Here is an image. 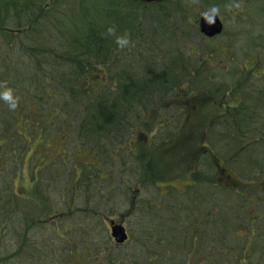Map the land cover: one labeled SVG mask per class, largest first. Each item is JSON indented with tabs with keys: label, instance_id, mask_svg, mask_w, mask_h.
<instances>
[{
	"label": "trees",
	"instance_id": "trees-1",
	"mask_svg": "<svg viewBox=\"0 0 264 264\" xmlns=\"http://www.w3.org/2000/svg\"><path fill=\"white\" fill-rule=\"evenodd\" d=\"M166 4L147 5L137 0H0V83L7 82L20 96L15 111L0 100V264H22L27 230L39 218L37 206L28 202L31 208L25 211L15 190L21 153L34 149L30 158L34 178L37 170L43 173L53 169L57 179L70 187L74 176L80 175V168L88 169L81 157L93 160V169H88L93 174L99 172L101 158V175L108 176L112 183L127 179L129 183L122 190L126 195L133 185L126 164L135 162L128 144L135 123L142 119L139 112L130 115L137 111L135 103L153 101L155 94L172 93L182 81L187 94L202 93L220 99L230 91L226 79L234 72L211 67L201 57L200 49L193 50V37L185 36L179 26L184 16L178 15L185 14V7L178 11L174 0ZM104 5L109 13L106 20ZM147 8L165 12L169 37L177 38L176 57L160 50L159 36L151 39L142 28L128 29L125 23L138 16L120 17L123 11L145 12ZM75 13L82 16L73 20L78 16ZM172 13L178 15L170 16ZM110 16L119 18L110 21ZM69 23H73V32L66 30ZM109 26H115L117 34L129 35L132 43L127 51L117 49L115 37L107 35ZM184 38L189 40L184 42ZM185 43L186 49L191 45L190 52L184 53ZM134 46L142 50L132 53ZM243 53L244 58L250 56ZM233 58L239 63L236 56ZM255 61L252 57L249 74L241 73L240 80L253 74ZM254 76L257 83H233V95L239 94L241 99L224 114L211 118L206 129L208 149L198 156L191 173L193 183L186 192L171 188L169 193L148 196L150 199L142 200L135 211L130 209L137 235L130 233L124 245L130 239L144 245V253L147 249L149 254L141 256L144 264H214L209 260L211 247L216 253L215 246L220 244L231 255L237 251V260L251 261V248H246L251 241L246 238L253 231L255 240L263 238L258 236V227L264 216V183L261 185L260 179L264 174V79L260 78L264 74ZM175 119L171 117L170 123ZM156 135V142H162L159 147L172 141V137L165 140L160 133ZM121 158L124 164L111 166L110 161L117 164ZM10 165H14L13 172ZM78 182L74 181L76 194ZM88 192L96 194L92 189ZM71 193H75L72 187ZM88 199L94 205V199ZM107 204L105 195L101 196V207ZM94 209L97 214L99 207ZM247 211L252 213L247 215ZM21 224L25 235L16 231ZM90 225L93 228L91 221ZM5 227L16 229L11 238H6ZM96 241L93 234L86 238L89 249ZM124 245L113 244L111 248L117 250ZM82 249L83 245L78 251L83 254ZM92 249L88 257L95 255ZM106 253L107 264L129 262L115 258V251ZM138 259L134 258L133 264H139ZM25 262L37 264L38 259L30 252Z\"/></svg>",
	"mask_w": 264,
	"mask_h": 264
},
{
	"label": "rangeland",
	"instance_id": "rangeland-1",
	"mask_svg": "<svg viewBox=\"0 0 264 264\" xmlns=\"http://www.w3.org/2000/svg\"><path fill=\"white\" fill-rule=\"evenodd\" d=\"M73 1L78 3L80 0ZM174 3L178 4V11L183 6L185 7L186 16L183 17L182 24H179V26L184 29L185 36L193 37L192 49H200L201 57L207 59L211 67H216L220 71L226 73L227 71L234 72L232 77L229 76L226 79L230 81V88L236 78H239L241 73H245L246 68L251 67L249 61H251L252 57L255 58L257 67L253 68V74L243 80L242 83H257L254 75L258 76L260 73L264 74V0H226L223 3L219 0H175ZM237 3L240 5L239 8L236 7ZM212 5L219 6L221 10L220 18L224 21L225 29L223 35L218 40L207 42L201 38L202 36L198 35L196 28L197 21L201 18V12ZM103 9V20H106L109 13L105 5ZM242 10H246L248 16H229L235 11L242 12ZM100 12L101 9L99 8L98 13ZM75 14H78V16H73V20L74 18H80L82 16H80V13ZM164 14L165 12L159 11L158 8H147L145 12L135 10L133 13H131V9H129L120 13V17L131 18L133 16H138L137 20L125 23L128 29L138 30L142 28L151 39L159 36L161 41L160 50L163 52H170L169 56L176 57L177 38L169 37V31L165 28ZM178 14H180V12H178ZM178 14L172 13L170 16H177ZM92 17L96 16H87V19ZM117 18H119V16H110V21L116 20ZM173 22L174 25L176 23L175 18H173ZM89 26L90 25H88V27ZM84 27L83 25V28ZM66 30L68 32H73L75 30L73 23L67 24ZM72 36L74 35L72 34ZM188 40V38H184V42ZM201 46H204L203 49H201ZM252 46L255 47L249 49ZM231 47L234 48V53ZM190 48L191 45H187L186 49L185 43V47H183V49H185L184 53L190 52ZM244 51L249 53L250 56L247 55L245 58L241 56V53ZM233 56L238 58L237 61L239 63L235 62V60V63H231L230 59L233 58ZM230 88L229 92L231 93L232 90ZM207 97L208 96H187L186 93H179L173 97L170 103L177 100H186V112L184 116H177L180 123L178 124L175 135H167V132H162L163 137L160 136L161 139L167 140L168 137L173 136L171 143L168 141L167 145L163 147H152L155 133L154 128H152V130L150 129L151 118L147 115L142 116V112H139V115H141L140 119H142L141 123L139 121L135 123L131 147H133L132 149L136 154L138 153L142 156L139 160L141 170L144 172H148L149 170H151L149 172H155V175H150L152 179L155 177V182L150 181L149 176L146 175L140 183L134 186V188L132 185L134 190L136 188L138 190L134 192L130 191L129 194L125 195L122 190L129 182L127 179L123 180L121 178V182L115 187L114 191H112L110 187L105 191V198L108 204L104 207H100V204L97 206V203H95L101 200L96 194L91 196L92 199H94L91 200V202L94 203V205H92L88 203L90 200L84 198L82 194L71 193L69 184L61 179H57L56 171L53 169L43 173L37 170V178H34V170H32L34 165L30 163L32 150L34 149H27L21 153L22 159L19 161L20 163H17L19 167L18 165L16 167L18 169L16 170L17 175L14 182L15 190L21 197L20 201H22L25 211H29L31 208H28V202H30L32 206H37V214L39 216V218L32 223V227L27 230L26 242L24 241L22 249V264H27L25 262V257L26 254L30 252L33 253L34 258L38 259L37 264H107L106 252H109V250L118 253L115 258L121 257L122 259H129L128 264H133L134 258L138 257L139 264H144L145 262L142 257L149 254H147V249L146 254L144 253L145 246L139 244V242H133L130 239V243L127 245L117 250L112 249V245L115 244V242L111 236L110 221L123 223L130 231L131 235L135 236L137 235L135 231L137 225L135 223L133 224L135 217L129 214L142 205V200L147 202V198L150 199L149 197L158 194L156 184H161V191H164V185L174 184L181 187L189 182L191 171L195 169L194 165L196 158L200 153L208 149L209 145L208 141H206V129L208 128L211 118L224 114L227 105L231 103L228 99H225L223 102H215ZM110 163L111 166L112 164L115 166L124 164L122 159H118L117 164L114 161H110ZM29 166L31 167L30 169ZM133 166L135 165L131 162L126 164V168L129 170L133 168ZM10 169L11 172H13L14 165H10ZM84 172L90 173L87 169H85ZM10 175L12 176L11 173ZM31 176L34 178H32L33 180ZM89 176L90 174L86 178L87 181L89 180ZM260 179L263 180H261L262 185V182L264 183V174ZM94 184L98 186L96 183ZM114 184L115 182L112 183V185ZM94 192H96V189ZM42 193H44L43 197ZM225 199L226 198L223 197L222 200L224 201ZM249 205L250 204L247 206ZM24 207H21V211ZM93 207H99L100 211L97 210V214L93 213L95 210ZM130 209L134 210L130 211ZM251 213L252 212L247 211V215ZM1 214L0 212V218H2ZM20 217H24V213ZM214 217L215 214L212 215V218ZM90 221L93 223V228H91ZM259 225H261V227ZM259 225L258 232L261 234H258V236L263 235V238L255 240V238H253L255 237L254 231L248 234L246 238L247 241H251L250 245L246 246L248 251L251 248L252 257L249 263L246 259L237 260V258H240L237 251L235 254L231 255L229 254L228 248L223 247L224 245L221 244L215 246V251L217 250L216 253L212 252L213 249L211 247L209 260L214 264L218 262L219 264H264V251L262 250V248L264 249V216L263 219L259 220ZM17 228L18 230L14 227H10L8 230V228L5 227L4 233L6 238L7 236L11 238L12 234H14V230L21 234L23 233L22 224ZM92 234L97 239L95 245L93 244L92 247H90V249L93 248L92 250L95 251V255L88 257L87 255L91 254V251L86 244V238L91 237ZM22 235H25V233ZM81 245L84 247L82 250H85L83 254L78 251ZM253 245H255V248ZM5 249L7 251V247H5ZM133 249L135 252H132ZM240 251L239 249L238 252ZM240 254L241 253H239V255Z\"/></svg>",
	"mask_w": 264,
	"mask_h": 264
},
{
	"label": "flooded vegetation",
	"instance_id": "flooded-vegetation-1",
	"mask_svg": "<svg viewBox=\"0 0 264 264\" xmlns=\"http://www.w3.org/2000/svg\"><path fill=\"white\" fill-rule=\"evenodd\" d=\"M169 1H171V0H164L162 2V4H166ZM179 16H186V15L182 14V15H179ZM229 16H248V15L246 13V10H242V12L235 11V12H233V14H231ZM222 22H223V32L221 33V35H217L215 37L210 38V37H206L205 35L201 34L200 31H199V34L202 36L201 38H203L207 42L208 41H213V40H218L223 35L224 29H225L224 21L222 20ZM136 50H142V49L138 48V46H134L133 49H132V53H135ZM230 60H231V63H235L234 62V58H231ZM226 67H227V65H226ZM244 67H245V65H244ZM213 68H216V67H213ZM249 70H250V67L246 68V71H247L248 74H249ZM260 79H263V78H260ZM227 82L230 83V81H227ZM183 83L184 82L182 81L181 82V84H182L181 86H179L177 88H173L172 89V93H169L170 91H168V92H166L164 94L159 93V94L153 95L155 97V98H153V101H149V102L145 101V102H141V103H135V107L137 108V111L133 110L130 113V115H137V112H142L143 115L146 114L148 117L152 118V120L150 122V125H152V127L150 126L151 127L150 129L152 130V128H154V133H155V135L153 137V141H152V147L153 146L159 147L160 144L162 143L161 140H160V142L159 141L156 142V139H157L156 138L157 137L156 134L157 133H160V136L163 137L162 132L163 133L167 132V135H169V134L175 135V133L177 132L176 125H178L180 123V120H179V118L177 116L178 115H183V116L185 115V112H186V108H185L186 100H177V101H174L172 103H170V102H171V100L173 99V97L175 95H178L179 93H183V94L186 93V87H183ZM234 83L235 84H242V80H240V77L236 78ZM233 88L231 87L230 89L232 90ZM229 93L230 92L224 94L220 99L213 98L210 95H208L207 98L212 100V101H215V102H217V101L223 102V101H225V99L226 100L228 99L229 101H231V103H229L227 105V107H226V111H227L228 107L229 108L235 107L237 100H240L241 97H242L239 94L233 95V92H231L230 94ZM186 95L187 96H206V94L202 95V93H196V94H187L186 93ZM145 105H147L146 108H144ZM174 116H176L177 119L173 120L172 121L173 123H170V118L171 117L173 118ZM165 117H167L168 120H166ZM153 118H154V120H153ZM175 121L177 123H175ZM169 130H170V132H169ZM171 137L173 138V136H171ZM131 142H132V140H130V143L128 144V147H129L128 149H130V153L132 154L131 155V159H134V161H135V162H133V164L135 166H133V168H130V174H131V179L133 181V188H134V186L136 184L140 183L146 175L149 176L150 181H153V179L151 178L150 175H155V172H153V173L152 172H144L143 170H141V168H140L141 166H139V164H140L139 160H140V158L142 156L140 155V157H139L138 156L139 154L135 153V151L132 149L133 147H131ZM199 157L196 158L194 167L196 166V163H197ZM80 159L81 160L85 159V161L83 163L84 167H87L88 169H93L92 166L94 165V163H93V160H90L89 156H87V158L81 157ZM98 165H99V168H98L99 172L96 173V174L83 173L86 168L82 169V168L79 167L80 170H81V173H80L81 176L80 175H77V177L74 176L73 182H72V185H71L72 189L75 190V193H76L77 185L74 184V181H76V180L79 181L78 182L79 192H77V193L82 194L84 196V198H87V199H88V196L90 197V196H92L94 194V193L93 194L89 193L88 192L89 189H92V190L96 189V195L98 197H100V198H101V196L105 195V191L109 187L111 188L112 191H114L115 187L120 183L119 180L116 179L114 181L115 184L112 185V182H110L108 180V176L105 177V176L101 175V158H100V162L98 161ZM192 171H191V173H192ZM89 174H90L89 180L87 181L86 178L88 177ZM35 178H37V176ZM54 179H56V178H54ZM86 181H87V183H86ZM108 181H109V183H108ZM93 182L96 183L98 186H96ZM192 183H193V177L190 174L189 182L186 183L185 185H182L181 187L180 186H176L174 184H168V185H164L163 186L164 191H161V187H162L161 184L160 185L156 184V187L158 189L159 195H161L162 193H169L171 188L176 189L175 191L178 192V193L184 194L186 192L187 186H189ZM133 188H132V192L138 190L137 188L135 190ZM98 204H100V207H101V200L98 201ZM99 211H100V208H99ZM112 222H115V221H110V225H111ZM126 229H127V227H126ZM127 233H128V236H129L128 239H129L130 238V231L128 229H127ZM128 239L125 241V243H123V245L127 243ZM121 245L122 244H119V246H121Z\"/></svg>",
	"mask_w": 264,
	"mask_h": 264
},
{
	"label": "clouds",
	"instance_id": "clouds-1",
	"mask_svg": "<svg viewBox=\"0 0 264 264\" xmlns=\"http://www.w3.org/2000/svg\"><path fill=\"white\" fill-rule=\"evenodd\" d=\"M239 3L236 7L239 8ZM209 25L215 24L216 17L221 15V10L218 5H212L205 9L200 14ZM107 35L115 37V44L119 51H127L132 43L127 33L117 34L115 26H109L107 28ZM0 100L4 101L10 110L15 111L20 103V96L16 90L7 85V82L0 83Z\"/></svg>",
	"mask_w": 264,
	"mask_h": 264
},
{
	"label": "water",
	"instance_id": "water-1",
	"mask_svg": "<svg viewBox=\"0 0 264 264\" xmlns=\"http://www.w3.org/2000/svg\"><path fill=\"white\" fill-rule=\"evenodd\" d=\"M144 3H156L164 0H139ZM198 27L202 34L207 37H215L222 33L223 23L219 16L216 17L215 24L209 25L206 20L201 16L198 22ZM111 236L117 244H123L128 239L126 227L122 223H111Z\"/></svg>",
	"mask_w": 264,
	"mask_h": 264
}]
</instances>
